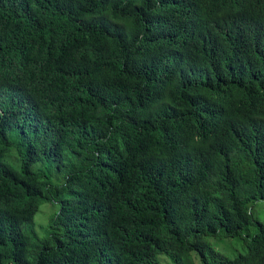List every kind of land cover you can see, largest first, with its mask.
<instances>
[{"label": "trees", "instance_id": "trees-1", "mask_svg": "<svg viewBox=\"0 0 264 264\" xmlns=\"http://www.w3.org/2000/svg\"><path fill=\"white\" fill-rule=\"evenodd\" d=\"M260 201L264 0H0V264H264Z\"/></svg>", "mask_w": 264, "mask_h": 264}, {"label": "rangeland", "instance_id": "rangeland-1", "mask_svg": "<svg viewBox=\"0 0 264 264\" xmlns=\"http://www.w3.org/2000/svg\"><path fill=\"white\" fill-rule=\"evenodd\" d=\"M60 205L57 203L45 202L41 205L39 212L36 214L35 223L36 231L40 237L47 236L50 233V225L55 218L59 210ZM253 215L255 219L260 220L264 223V201L258 202L253 207ZM256 228L251 229V233H255ZM209 246L206 248L208 254H214L216 252L219 255H225L227 257H236L241 252H246L248 250L247 241L249 239L246 236L241 237H230L227 235L219 236L216 238H209ZM213 252H209L212 251ZM161 260L165 258L160 256ZM212 256L207 255V260H211ZM217 261V260H216ZM164 264H169L164 262ZM194 264H204L202 258L198 253L193 254Z\"/></svg>", "mask_w": 264, "mask_h": 264}]
</instances>
